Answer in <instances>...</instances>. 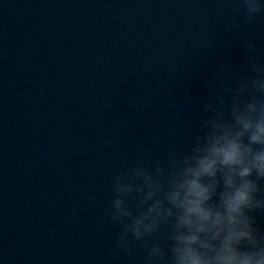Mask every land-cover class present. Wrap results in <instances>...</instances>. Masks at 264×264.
Listing matches in <instances>:
<instances>
[{"label": "water", "instance_id": "water-1", "mask_svg": "<svg viewBox=\"0 0 264 264\" xmlns=\"http://www.w3.org/2000/svg\"><path fill=\"white\" fill-rule=\"evenodd\" d=\"M249 39L264 62V13L237 0H0L2 264H144L116 244L113 178L187 149L221 66L252 75Z\"/></svg>", "mask_w": 264, "mask_h": 264}, {"label": "clouds", "instance_id": "clouds-1", "mask_svg": "<svg viewBox=\"0 0 264 264\" xmlns=\"http://www.w3.org/2000/svg\"><path fill=\"white\" fill-rule=\"evenodd\" d=\"M249 24L264 0H237ZM245 43L252 75L233 85L226 66L205 104L202 132L169 162L137 164L113 178L109 214L120 225L116 244L145 252L144 264H264V62ZM230 92L231 99L225 96ZM85 198L95 202L94 193ZM2 264V261H0Z\"/></svg>", "mask_w": 264, "mask_h": 264}]
</instances>
